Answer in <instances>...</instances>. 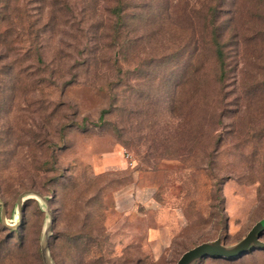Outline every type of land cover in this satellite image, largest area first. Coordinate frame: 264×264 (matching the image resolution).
Segmentation results:
<instances>
[{
	"label": "rangeland",
	"instance_id": "1",
	"mask_svg": "<svg viewBox=\"0 0 264 264\" xmlns=\"http://www.w3.org/2000/svg\"><path fill=\"white\" fill-rule=\"evenodd\" d=\"M262 218L264 0H0V264H176Z\"/></svg>",
	"mask_w": 264,
	"mask_h": 264
},
{
	"label": "water",
	"instance_id": "2",
	"mask_svg": "<svg viewBox=\"0 0 264 264\" xmlns=\"http://www.w3.org/2000/svg\"><path fill=\"white\" fill-rule=\"evenodd\" d=\"M41 199L46 200L45 197L38 193H35ZM264 231V218L256 222L243 239L237 242L234 246L227 247L220 244V237L215 241L198 244L181 254L176 264H194L196 261L204 259L206 257L215 258H229L235 259L243 256L251 250L255 245H264L259 242L258 238ZM42 255L44 261L47 263L46 246L42 247Z\"/></svg>",
	"mask_w": 264,
	"mask_h": 264
},
{
	"label": "trees",
	"instance_id": "3",
	"mask_svg": "<svg viewBox=\"0 0 264 264\" xmlns=\"http://www.w3.org/2000/svg\"><path fill=\"white\" fill-rule=\"evenodd\" d=\"M122 10L121 3L117 4L111 9L112 14L118 19L120 17V11ZM218 13V6L209 5L206 11V28L207 32L205 33L204 38L206 39V43L209 46V50L215 55L216 60L220 65V69L223 72L224 70V51L222 49V45L219 43V33L218 26L216 24V18Z\"/></svg>",
	"mask_w": 264,
	"mask_h": 264
},
{
	"label": "built area",
	"instance_id": "4",
	"mask_svg": "<svg viewBox=\"0 0 264 264\" xmlns=\"http://www.w3.org/2000/svg\"><path fill=\"white\" fill-rule=\"evenodd\" d=\"M121 155L128 167H133L135 165V159L129 151L123 149Z\"/></svg>",
	"mask_w": 264,
	"mask_h": 264
},
{
	"label": "crops",
	"instance_id": "5",
	"mask_svg": "<svg viewBox=\"0 0 264 264\" xmlns=\"http://www.w3.org/2000/svg\"><path fill=\"white\" fill-rule=\"evenodd\" d=\"M154 234V233H153Z\"/></svg>",
	"mask_w": 264,
	"mask_h": 264
}]
</instances>
